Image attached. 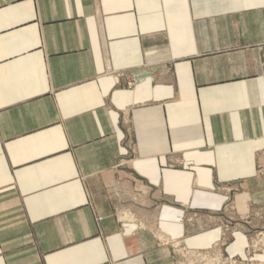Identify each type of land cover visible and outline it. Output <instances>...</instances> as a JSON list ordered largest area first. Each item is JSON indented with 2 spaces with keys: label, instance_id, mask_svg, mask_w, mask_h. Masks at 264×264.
<instances>
[{
  "label": "crops",
  "instance_id": "crops-1",
  "mask_svg": "<svg viewBox=\"0 0 264 264\" xmlns=\"http://www.w3.org/2000/svg\"><path fill=\"white\" fill-rule=\"evenodd\" d=\"M263 156L264 0H0V264L241 261Z\"/></svg>",
  "mask_w": 264,
  "mask_h": 264
},
{
  "label": "rangeland",
  "instance_id": "rangeland-1",
  "mask_svg": "<svg viewBox=\"0 0 264 264\" xmlns=\"http://www.w3.org/2000/svg\"><path fill=\"white\" fill-rule=\"evenodd\" d=\"M264 167V156L261 159V163L258 165ZM261 170V168L259 169ZM258 170V171H259ZM257 177L261 180L262 185L259 187V192H264V172L257 173ZM264 197V196H263ZM261 211L264 215V206ZM258 229L252 233V236L250 239H247V242L245 241L243 244V248L245 253L243 258H241V261H238L237 259H230V257L224 258L222 254H212L209 257L212 259L210 261V264H221L220 262H229L232 264V262H235V264H264V218L258 223ZM173 242L178 243L177 244V252L174 253L175 255V262L177 264H207L205 261L207 254H203L202 251L199 249H193L190 247H187L182 239L175 240ZM217 247V244L214 245ZM205 251V250H203ZM203 258V259H202Z\"/></svg>",
  "mask_w": 264,
  "mask_h": 264
},
{
  "label": "built area",
  "instance_id": "built-area-1",
  "mask_svg": "<svg viewBox=\"0 0 264 264\" xmlns=\"http://www.w3.org/2000/svg\"><path fill=\"white\" fill-rule=\"evenodd\" d=\"M261 168V170H259ZM259 171H258V173L259 172H264V167H263V165L262 166H259ZM177 244L178 243H174V242H170V245L172 246V248L174 249V251H175V253L177 252V249H176V247H177ZM203 259V258H202ZM212 259L209 257V256H206V259H205V261L204 262H206L207 264H210V261H211ZM234 261V260H233ZM221 264H231V263H229V262H225V260H224V262H220ZM232 264H235V262H232Z\"/></svg>",
  "mask_w": 264,
  "mask_h": 264
}]
</instances>
